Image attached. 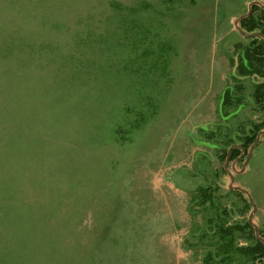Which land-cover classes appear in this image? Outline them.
<instances>
[{
  "label": "rangeland",
  "instance_id": "374dc122",
  "mask_svg": "<svg viewBox=\"0 0 264 264\" xmlns=\"http://www.w3.org/2000/svg\"><path fill=\"white\" fill-rule=\"evenodd\" d=\"M256 1L0 0V264L247 263L204 229L264 240Z\"/></svg>",
  "mask_w": 264,
  "mask_h": 264
},
{
  "label": "trees",
  "instance_id": "16d2710c",
  "mask_svg": "<svg viewBox=\"0 0 264 264\" xmlns=\"http://www.w3.org/2000/svg\"><path fill=\"white\" fill-rule=\"evenodd\" d=\"M240 26L248 33L260 32L264 35V7L254 4L252 6L251 14L241 20ZM239 46L243 54L239 58L237 66L238 74L242 77H253L258 81L254 96L256 101L261 104L264 102V37H249L247 43H240ZM229 96L230 92L227 91L226 97L228 101H230ZM258 128L259 130H262L263 127L258 126ZM255 140L256 133L252 137L248 138L249 142H255ZM239 153L240 149H235L233 157H237ZM205 190L206 191H203L201 196L199 195L200 199L202 198L203 200V204L204 202L207 203L210 200L203 199L208 192V189ZM10 203L11 208L13 209V214H15L19 209V206H17L14 202L12 203V201H10ZM1 208H4V206L1 205ZM204 230L206 231V234H211L214 238H218L217 246L220 251L224 252L228 256L227 259H233L230 253L232 250H236L240 256L247 258V263L245 264H264V241L257 237L255 227L250 221H246L244 224H238L235 226H229L228 223L224 221L222 225H211ZM202 231L203 230L199 229V233ZM241 234L250 242L249 245L244 246L236 243V239ZM210 256L211 259L216 258L214 252H211ZM52 264L55 263L52 262ZM63 264L66 263L64 262Z\"/></svg>",
  "mask_w": 264,
  "mask_h": 264
},
{
  "label": "water",
  "instance_id": "95a60500",
  "mask_svg": "<svg viewBox=\"0 0 264 264\" xmlns=\"http://www.w3.org/2000/svg\"><path fill=\"white\" fill-rule=\"evenodd\" d=\"M254 4H258V5H260V6H262V7H264V4H261V3H259L258 1H256L255 3H253L252 5H251V8H250V11H249V13L248 14H246L243 18H245V17H247V16H249L250 14H251V11H252V6L254 5ZM242 18V19H243ZM241 19V20H242ZM238 28L242 31V33L245 35V36H247V37H253V36H262V37H264V35L262 34V33H260V32H256V33H248V32H246V31H244L242 28H241V26L239 25L238 26ZM264 133V132H263ZM234 181V180H233ZM231 189H233V190H237V191H240L241 190V188L240 187H232L231 186ZM250 222H251V220H250ZM252 223V222H251ZM254 225V224H253ZM254 227H255V229H256V231H257V237L260 239V240H262V241H264L263 240V238H261L260 237V235H259V233H258V228L254 225Z\"/></svg>",
  "mask_w": 264,
  "mask_h": 264
},
{
  "label": "crops",
  "instance_id": "0c3cea01",
  "mask_svg": "<svg viewBox=\"0 0 264 264\" xmlns=\"http://www.w3.org/2000/svg\"><path fill=\"white\" fill-rule=\"evenodd\" d=\"M258 2H260V1H258Z\"/></svg>",
  "mask_w": 264,
  "mask_h": 264
}]
</instances>
